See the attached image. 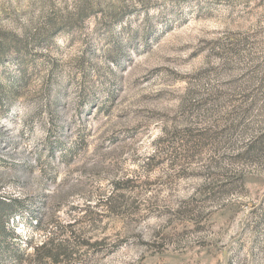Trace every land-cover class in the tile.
<instances>
[{
	"label": "rangeland",
	"instance_id": "obj_1",
	"mask_svg": "<svg viewBox=\"0 0 264 264\" xmlns=\"http://www.w3.org/2000/svg\"><path fill=\"white\" fill-rule=\"evenodd\" d=\"M0 198V264H264V0H0Z\"/></svg>",
	"mask_w": 264,
	"mask_h": 264
},
{
	"label": "trees",
	"instance_id": "obj_2",
	"mask_svg": "<svg viewBox=\"0 0 264 264\" xmlns=\"http://www.w3.org/2000/svg\"><path fill=\"white\" fill-rule=\"evenodd\" d=\"M76 148V146H75ZM19 202V199H1L0 198V223H3V219H6L7 214L13 213V207L16 203ZM48 242L43 243L41 246H35L34 251L37 253L39 260H53L58 262L61 258L67 257V252L63 250V247L57 248L55 252L52 247H48Z\"/></svg>",
	"mask_w": 264,
	"mask_h": 264
}]
</instances>
